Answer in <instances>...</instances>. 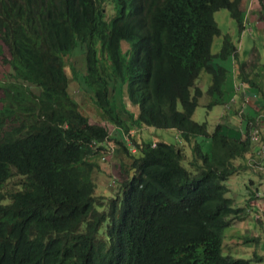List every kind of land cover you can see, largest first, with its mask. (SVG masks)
Listing matches in <instances>:
<instances>
[{
    "label": "trees",
    "instance_id": "16d2710c",
    "mask_svg": "<svg viewBox=\"0 0 264 264\" xmlns=\"http://www.w3.org/2000/svg\"><path fill=\"white\" fill-rule=\"evenodd\" d=\"M245 2L0 0V264L251 263L225 252L226 228L246 209L227 195L226 180L251 167L262 146L253 142L255 116L240 130L193 119L202 71L213 73L209 91L221 92L227 71L212 60L235 50L226 37L213 53L215 13L230 9L242 27ZM77 45L101 120L69 90L65 56ZM126 86L122 109L113 92ZM103 121L179 135L154 144L130 134L135 150L117 140L124 177L113 194L98 195L93 175L113 139ZM13 175L22 187L4 202L1 187Z\"/></svg>",
    "mask_w": 264,
    "mask_h": 264
},
{
    "label": "rangeland",
    "instance_id": "374dc122",
    "mask_svg": "<svg viewBox=\"0 0 264 264\" xmlns=\"http://www.w3.org/2000/svg\"><path fill=\"white\" fill-rule=\"evenodd\" d=\"M247 1L251 4L254 1H257V3L259 4L258 6H260L261 9H264V4L262 3L261 6L260 0H246V2ZM261 1L263 2V0ZM106 7H108L109 15H115L116 10L115 8H113L111 3H108ZM243 8L244 5L241 6V9ZM252 8H255L253 4L251 5V7H249L248 5V8L244 9L242 15L243 21L249 22L252 31L244 33L240 41L238 40V34L232 29V25L236 29H240V24L236 17L232 15L230 9H220L215 13L216 21L218 22L222 32L214 39L212 47L213 53H218L219 51H221L224 39L226 37H230L237 47V55H235V57L230 55L228 58L220 59L222 62L226 60L231 67L229 71V78L227 81L228 85L223 96L211 94L212 92L209 91V87L213 83L212 72L204 69V71H202L201 73V78L198 80L199 86L204 90V93L200 97L199 105L193 115V119L200 122L207 121L209 128L214 127L213 125L216 124L218 120H220V122L226 123L236 130H240L246 125L249 117L255 116L256 112L264 107V103H261L262 97L260 96H264V71L259 75V77H253L252 75L253 80L258 83L256 88L259 91L258 97L256 98L254 97V93H256L257 91L247 87L246 85L248 82L243 78H240L243 73L250 76V74L260 65L259 59L261 61L262 57L264 59V31L260 30V26L257 25V21L259 19H263V16L258 11L253 10ZM254 15H257V17H255V22L253 23L252 19ZM255 28L256 32H254ZM127 46V42L123 41L122 47L124 50ZM74 50L75 51L73 52V56H65L66 72L70 77V93L79 103L82 112L90 115L92 120H101V117L98 114L99 108L95 103V100L92 96L93 94L89 89L87 90L84 80L81 81V76L87 72L86 55L80 45H77ZM245 61H247L249 73L241 70L240 63L243 64V62ZM3 71L4 69L0 65V75ZM239 88H241V91H245L246 89H251V91L248 92L246 90V92L242 94L241 91H238ZM124 90V93L122 91L121 96L118 95L116 89L113 92V98L115 99L118 106L122 109L124 107V103H126L129 108L130 101L127 86ZM221 92H223V90H221ZM217 93L219 94V91H217ZM131 109L136 110L137 108L135 106H132ZM227 112H230L232 116L236 113L235 118L228 117ZM123 115L125 116L124 111ZM103 123L106 124L107 122L103 121ZM107 124L111 130V137L113 139L110 140L109 148L111 149V151L109 153L104 151L103 155L99 157L100 169H98L93 175L94 180L97 183L96 192L98 195L103 194L106 196L113 194L112 191L114 190V188H117L119 184L118 182H120L124 177L119 165L121 161H126L127 157L124 152L121 153L117 151L119 148L117 140L127 142L132 146L133 150H135V146L132 145V140L130 139L133 135H141L146 138V140L153 138L156 140L164 139L170 142L176 141L179 135V132L176 128L172 129L166 127L151 126L148 127V129L147 127H134L136 130H132L130 132V136L126 131L122 132L114 125L109 123ZM251 131L254 136H258V139H253V142H256L258 144L264 142V140H262L264 136H261V133L259 134L258 126L252 125ZM204 147L206 150H210L211 142L207 140L204 143ZM260 150L261 152L259 154V161L264 162V160L262 161V157L264 156V147ZM188 152L189 155H191L190 149L188 150ZM249 158H254V156L250 155ZM250 166L251 167L233 174L228 180H226V184L229 187L227 195L233 197L238 204H243L245 198L250 197V194L248 193V187H260V173L264 177V169L263 171H258L254 166ZM22 180L23 176L13 175L8 179L7 182L4 183V185L1 187V192L5 193L4 202H9L11 200L9 195L10 192L21 189ZM254 214L255 212H253L250 216H247L246 219L243 218V222H255L257 219L254 218ZM249 226L250 223L247 225H243L242 228H244V230L237 229L236 227H234L233 229V225L226 228L225 252L230 253L235 257H242L245 259L252 258L250 264H264V262L256 260L255 255L264 254V250L262 249L261 245L258 244L259 242H255V239H252L253 236H250L251 233H254L255 231H250ZM248 228L249 231H247Z\"/></svg>",
    "mask_w": 264,
    "mask_h": 264
},
{
    "label": "crops",
    "instance_id": "0c3cea01",
    "mask_svg": "<svg viewBox=\"0 0 264 264\" xmlns=\"http://www.w3.org/2000/svg\"><path fill=\"white\" fill-rule=\"evenodd\" d=\"M263 4H264V0H263V2H262ZM254 6H255V8H252L253 10H256V11H258L262 16H263V19H259L258 21H257V25H259L260 26V30H263L264 31V9L262 8L261 9V7L260 6H258L259 4L257 3V1H254L253 3H252ZM251 3H249L248 1L247 2H245V4H244V8H243V10L244 9H247L248 8V5H249V7H251V5H252ZM262 10V11H261ZM250 15V14H249ZM255 17H257V15H254L253 16V19H252V22L254 23L255 22ZM243 22V21H242ZM247 23V26H250L249 25V22H244L243 23V25H242V27H241V25H240V29H236L235 27H233V25H232V29L238 34V36H239V38H238V40L240 41L241 39H242V37H243V35H244V33H247V32H249V30L248 29H246L245 28V24ZM252 23V24H253ZM251 24V23H250ZM254 32H256V28H255V30H254ZM229 39H231L230 37H229ZM232 43L234 44V42L232 41ZM241 43H242V41H241ZM235 45V44H234ZM235 53H236V55H237V47H236V49H235ZM230 55H234L233 53L232 54H230ZM229 55V56H230ZM228 56V57H229ZM227 57V58H228ZM221 58L220 57H216L215 59H214V61H212V63L214 64V66H217V65H220V66H222V67H224L225 69H226V71H227V76H226V79H225V81L222 83V85H221V90H223V92H220L221 93V95L223 96L224 95V92H225V89H226V87H227V85H228V78H229V74H230V69H231V67L229 66V64L227 63V61L225 60V61H221L220 60ZM233 63V62H232ZM259 63H260V65L250 74V76L248 77V74H245V73H243L242 75H241V77L240 78H245V80H249L248 78H250V77H252V75H253V77L255 76V77H259V75L264 71V59H263V57H262V61L259 59ZM240 65H241V70L242 71H245V72H248L249 73V67H248V64H247V61H245V62H243V64L242 63H240ZM232 66V65H231ZM252 77V78H253ZM250 82V84H252V82L253 81H249ZM226 83V84H225ZM248 92L249 91H251V89H246ZM252 90H255V91H257L256 92V94L254 93V96L256 95V96H258V89L257 88H255V89H253L252 88ZM261 90V89H260ZM262 91V90H261ZM240 92V91H239ZM242 94H243V92H241ZM217 95H220V94H218L217 93ZM264 95V94H263ZM262 98H261V103L263 104L264 103V96H262V95H260ZM260 112H256V114H255V116H257L258 114L260 115L261 113H264V107L263 108H261L260 110H259ZM264 115V114H263ZM227 116L228 117H231V118H235V116H236V114H233V116L230 114V112H227ZM218 122H220V120H218ZM264 124V117H262V118H260V120H259V123H258V125H259V127H262V125ZM148 129V128H147ZM259 149H261V148H259ZM258 149V152L256 153V155L258 156L259 154H260V152H261V150H259ZM262 160H264V156L262 157ZM260 176H261V181H260V187H258V186H250V187H248V190H249V194H250V197H247V198H245V201H244V203L243 204H238V203H236L237 201L235 200V204L237 205V206H242V207H245L246 209H245V211L244 212H242V217L243 218H247V216H250L253 212H255V211H261L262 209H264V177H263V175L260 173ZM252 182H253V180H252ZM260 188H262V189H260ZM257 190H260L261 191V193H262V195L261 196H257L256 195V191ZM255 193V195L257 196V197H255L254 196V193ZM254 196V197H253ZM249 198V199H248ZM240 218V219H237L234 223H233V229H234V227H236L237 229H241V230H244V228H242V226L243 225H247V224H249L250 223V226H249V228H250V231H255L254 233H251V235L250 236H253V238H255V242H259L258 244H260L261 245V247H262V249L264 250V221L263 220H256L255 222H253V221H247L246 223H244L243 222V218ZM254 218H255V214H254ZM256 219V218H255ZM249 228L247 229V231H249ZM262 234V235H261ZM256 238H258V239H256ZM256 256V260H260V261H262V262H264V254H256L255 255Z\"/></svg>",
    "mask_w": 264,
    "mask_h": 264
},
{
    "label": "clouds",
    "instance_id": "9594fccd",
    "mask_svg": "<svg viewBox=\"0 0 264 264\" xmlns=\"http://www.w3.org/2000/svg\"><path fill=\"white\" fill-rule=\"evenodd\" d=\"M260 2H261V6H262V1L260 0ZM243 11H244V10H243ZM242 21H243V19H242ZM244 22H245V21L242 22V25H243ZM244 26H245V28L248 29L250 32L252 31L251 26H247V23H246ZM221 32H222V30H221ZM231 40H232V39H231ZM213 43H214V42H213ZM233 45H234V44H233ZM234 47H235V49H236V46H235V45H234ZM219 52H220V51H219ZM233 54H234L233 57H235V55H236L235 50H234ZM216 57H218V56H216ZM216 57H215V58H216ZM227 57H228V56H227ZM215 58H214V59H215ZM220 58H221V57H220ZM214 59H213L212 61H214ZM65 64H66V62H65ZM212 65L214 66L213 63H212ZM218 66H220V65H217V66H214V67L217 68ZM65 68H66V67H65ZM212 75H213V73H212ZM77 77H78V76H77ZM248 77H249V76H248ZM69 78H70V77H69ZM78 78H79V77H78ZM200 78H201V76H200ZM200 78H199V79H200ZM250 78L253 79L252 77H250ZM79 79H80V78H79ZM243 79L245 80L244 77H243ZM246 81H247V82L249 83V85H250V82H249L250 80H246ZM248 83H247V85H246V84H245V85H246L247 87L251 88V86H249ZM198 85H199V83H198ZM201 89H202V88H201ZM202 91H203V93H204V90H203V89H202ZM238 91H241V88H239ZM241 92L245 93L246 90H245V91H241ZM211 94H215V95H217V91H214V92L211 93ZM219 94H220V96H222L220 92H219ZM255 94H256V93H255ZM254 97L256 98V97H258V96L255 95ZM247 101H249V100H247ZM235 112H236V111H235ZM258 112H260V111L258 110ZM235 114H236V113H235ZM263 114H264V113H261L260 115L258 114V115L255 117V120L250 121V122L252 123L251 125H253V126H258V127H259L258 122H259L260 118L264 116ZM87 115H88V114H87ZM216 123H218V122H216ZM114 126H115V125H114ZM115 127H116L117 129L121 130L122 132H125V130H123L121 127H119V126H115ZM144 127H147V128H148V127H150V126H144ZM136 128H138V127H136ZM142 128H143V127H142ZM134 129H135L134 127H131L130 130H129V132H127V134L130 135V134H131L130 132H131L132 130H134ZM172 129H173V128H172ZM135 130H136V129H135ZM178 132H179V131H178ZM110 140H111V139H109L108 141H106L107 146H110ZM254 140H257V139H254ZM153 141H154V144H155L156 139H153ZM263 143H264V142H263ZM263 143H261V145H262V146H261V149L263 148ZM104 151L109 153V152L111 151V149H110L109 147H106V149H105ZM253 156H254V158H257V159L259 160L260 155L257 156L256 153H254ZM251 159H252V158L249 159V162L251 161ZM262 161H263V160H262ZM250 165H252V164L250 163ZM252 166H254V165H252ZM254 167H255L258 171H259V170L263 171V169H259V168L256 167V166H254ZM257 191L260 192V190H257ZM257 191H256V195H257ZM261 195H262V194H261ZM261 195H257V196H261ZM255 212H256V211H255ZM229 254H230V253H229Z\"/></svg>",
    "mask_w": 264,
    "mask_h": 264
},
{
    "label": "built area",
    "instance_id": "2783aa9c",
    "mask_svg": "<svg viewBox=\"0 0 264 264\" xmlns=\"http://www.w3.org/2000/svg\"><path fill=\"white\" fill-rule=\"evenodd\" d=\"M254 139H258V136H254ZM263 147H264V143H263ZM250 163L252 165L258 167L259 169H264V162L259 161L257 158H252ZM261 194H262L261 191L260 192L257 191V195H261ZM255 218L258 219V220H263L264 221V210L256 211L255 212Z\"/></svg>",
    "mask_w": 264,
    "mask_h": 264
}]
</instances>
